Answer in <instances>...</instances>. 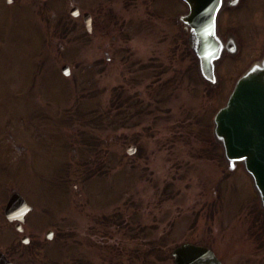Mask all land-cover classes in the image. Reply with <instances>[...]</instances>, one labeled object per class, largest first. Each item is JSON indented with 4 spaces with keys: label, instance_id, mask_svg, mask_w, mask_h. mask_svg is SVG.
<instances>
[{
    "label": "rangeland",
    "instance_id": "374dc122",
    "mask_svg": "<svg viewBox=\"0 0 264 264\" xmlns=\"http://www.w3.org/2000/svg\"><path fill=\"white\" fill-rule=\"evenodd\" d=\"M27 4L0 5V252L15 264H172L186 242L222 246L230 263L252 251L250 234H264L252 179L207 136L260 51L217 61L215 87L179 0H47L42 18ZM72 5L92 15V33ZM245 11L230 21L253 41ZM13 192L33 209L23 233L3 213Z\"/></svg>",
    "mask_w": 264,
    "mask_h": 264
},
{
    "label": "water",
    "instance_id": "95a60500",
    "mask_svg": "<svg viewBox=\"0 0 264 264\" xmlns=\"http://www.w3.org/2000/svg\"><path fill=\"white\" fill-rule=\"evenodd\" d=\"M189 8L181 21L190 27V46L198 60L200 77L209 84L216 82L215 63L222 55V47L216 36L215 16L221 0H181ZM214 2V4H213ZM70 14L78 15L73 8ZM84 25L91 32V18L83 15ZM64 75H69L68 66L61 67ZM214 136L222 145L224 157L230 167L242 163L252 177L256 191L264 208V57L252 64L237 80L226 105L214 116ZM129 146L127 153H134ZM31 210L24 199L14 193L6 207L5 216L18 221L16 230L22 232L24 216ZM52 233L47 232L50 239ZM22 243L29 239L23 237ZM174 264H220L208 249L183 244L173 253ZM0 264H13L0 253Z\"/></svg>",
    "mask_w": 264,
    "mask_h": 264
},
{
    "label": "flooded vegetation",
    "instance_id": "af4514ba",
    "mask_svg": "<svg viewBox=\"0 0 264 264\" xmlns=\"http://www.w3.org/2000/svg\"><path fill=\"white\" fill-rule=\"evenodd\" d=\"M42 1L45 2L47 0H0V5L7 9L8 15H10L14 10L19 12L27 10V7L30 5L27 3L31 2L37 8L36 10H38V14L42 18ZM183 7L186 11V6ZM244 8H246L245 15L241 13L239 14L238 18H242L240 21L242 25H245L246 22L251 18L258 36L261 34L258 40L257 36L255 40L251 41L246 36V32L244 30H240L239 25L236 26L231 24V13H236ZM251 11L252 13L255 11L256 13V15L253 14L254 18L250 14ZM225 15L227 16L225 17ZM216 31L218 38L224 45V50H226L224 51L223 59L220 62L235 60L237 55H239L241 50H244V48L260 51L256 56H254L253 59L249 61V64L260 59L264 53V0H222L221 8L217 15ZM40 37V65L42 66V36ZM250 237L253 239V250L248 251L245 255H243L241 252L235 253L234 259L231 263L227 260L226 252H228V250H226L224 247L220 246L216 249H211L205 245L201 246L210 249L221 264H264V234L251 233ZM255 248H257L256 250H262L259 251V256H257V251H255Z\"/></svg>",
    "mask_w": 264,
    "mask_h": 264
},
{
    "label": "trees",
    "instance_id": "16d2710c",
    "mask_svg": "<svg viewBox=\"0 0 264 264\" xmlns=\"http://www.w3.org/2000/svg\"><path fill=\"white\" fill-rule=\"evenodd\" d=\"M63 30H65V27L63 28ZM190 53V52H189Z\"/></svg>",
    "mask_w": 264,
    "mask_h": 264
}]
</instances>
